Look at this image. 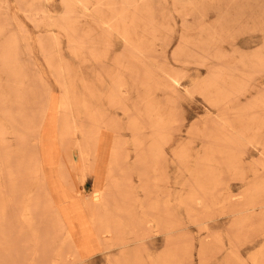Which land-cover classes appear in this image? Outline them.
Listing matches in <instances>:
<instances>
[{
    "label": "rangeland",
    "instance_id": "rangeland-1",
    "mask_svg": "<svg viewBox=\"0 0 264 264\" xmlns=\"http://www.w3.org/2000/svg\"><path fill=\"white\" fill-rule=\"evenodd\" d=\"M0 264H264V0H0Z\"/></svg>",
    "mask_w": 264,
    "mask_h": 264
},
{
    "label": "bare ground",
    "instance_id": "bare-ground-1",
    "mask_svg": "<svg viewBox=\"0 0 264 264\" xmlns=\"http://www.w3.org/2000/svg\"><path fill=\"white\" fill-rule=\"evenodd\" d=\"M63 10V9H62ZM244 13V12H243ZM221 28H224L223 26L221 27ZM227 77V76H226ZM221 90V89H220ZM229 95V94H228ZM112 98H114V97H112ZM93 116V115H92ZM96 118V117H95ZM105 126V125H104ZM101 130V129H100ZM101 132V131H100ZM99 132V133H100ZM98 133V134H99ZM102 133V132H101ZM100 133V134H101ZM97 134V133H96ZM97 134V135H98ZM99 136V135H98ZM96 138V137H95ZM103 138V137H102ZM100 140H102V139H100ZM102 142V141H101ZM100 143V142H99ZM101 145H102V143H101ZM99 148V147H98ZM100 148H101V146H100ZM107 162H108V159H107ZM111 168H112V166H111ZM85 174V173H84ZM84 180L82 181V184H81V186H82V188H84ZM103 183H104V181H103ZM102 189V188H101ZM104 190V189H103ZM86 205H87V208L89 209V210H91V211H95V210H97V206H92L91 204H90V202L89 201H86ZM84 207V206H83ZM85 210V209H84ZM108 232V231H107ZM110 232V231H109ZM69 233H70V230H69ZM72 238H73V236H72ZM75 244H76V242H75Z\"/></svg>",
    "mask_w": 264,
    "mask_h": 264
}]
</instances>
